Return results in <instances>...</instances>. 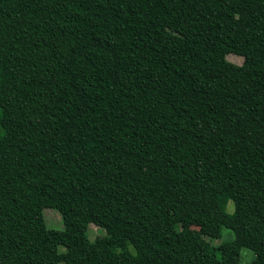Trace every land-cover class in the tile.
Returning a JSON list of instances; mask_svg holds the SVG:
<instances>
[{
	"label": "trees",
	"instance_id": "obj_1",
	"mask_svg": "<svg viewBox=\"0 0 264 264\" xmlns=\"http://www.w3.org/2000/svg\"><path fill=\"white\" fill-rule=\"evenodd\" d=\"M262 7L0 0V264H264Z\"/></svg>",
	"mask_w": 264,
	"mask_h": 264
},
{
	"label": "rangeland",
	"instance_id": "obj_2",
	"mask_svg": "<svg viewBox=\"0 0 264 264\" xmlns=\"http://www.w3.org/2000/svg\"><path fill=\"white\" fill-rule=\"evenodd\" d=\"M244 6H248L251 0H242ZM262 8L264 9V0H262ZM227 61L235 65H241L244 58L241 53L237 50H232L227 55ZM214 72L216 77L217 90L219 95L220 108L231 116L237 118L238 120L244 121L245 124L250 126L254 125V117L247 111L246 105L244 104V87L238 81L237 77L233 73L229 65L215 64ZM180 163V162H179ZM181 165V163H180ZM229 210L233 211L234 205L232 202L228 205ZM228 210V211H229ZM44 218L48 228L63 231L64 224L62 220V215L57 209L47 208L44 210ZM98 227L95 224H91L89 228V236L91 240H94L97 236H100ZM234 238V234L229 229L224 228L223 236L218 241L214 243L217 244L222 241H227ZM60 252H64L65 249L61 246L59 248ZM253 258V252L248 249H243L241 251V262L243 264H248ZM61 264H66L65 262Z\"/></svg>",
	"mask_w": 264,
	"mask_h": 264
}]
</instances>
